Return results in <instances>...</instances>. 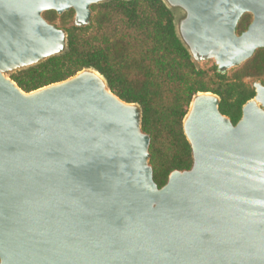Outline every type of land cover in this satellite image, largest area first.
I'll list each match as a JSON object with an SVG mask.
<instances>
[{
    "label": "water",
    "instance_id": "1",
    "mask_svg": "<svg viewBox=\"0 0 264 264\" xmlns=\"http://www.w3.org/2000/svg\"><path fill=\"white\" fill-rule=\"evenodd\" d=\"M109 1L0 0V264H264L261 82L236 124L218 94L193 96L192 166L159 187L141 105L95 68L31 92L5 76L68 50L46 12L86 27ZM162 1L194 63L226 72L264 48V0Z\"/></svg>",
    "mask_w": 264,
    "mask_h": 264
},
{
    "label": "trees",
    "instance_id": "2",
    "mask_svg": "<svg viewBox=\"0 0 264 264\" xmlns=\"http://www.w3.org/2000/svg\"><path fill=\"white\" fill-rule=\"evenodd\" d=\"M92 9L97 12L93 24L66 29L68 50L63 55L18 71L10 77L24 91L31 92L70 78L84 68H95L106 78L112 92L126 102L141 105L142 128L151 136L154 180L162 187L173 170H185L192 166L191 147L182 124L193 96L198 92L210 91L218 94L221 98V112L236 124L242 117L243 105L255 96V89L243 81L246 74L241 73L236 78L229 79L217 66V86L208 88L202 82L206 73L197 70L177 35L174 14L162 0H112L93 5ZM52 14L56 12H46L44 17L51 20ZM66 15L70 17L74 15V11L66 12ZM114 17L121 18L136 34L135 39L146 46L155 70L165 78L174 92L175 103L170 114L157 109L147 94L133 88L129 82L127 67L122 64V57L118 58L113 49L114 43L110 41L113 33L111 21ZM95 27L101 35L92 40L81 37L82 32ZM162 140L168 142L167 152L161 148Z\"/></svg>",
    "mask_w": 264,
    "mask_h": 264
},
{
    "label": "rangeland",
    "instance_id": "3",
    "mask_svg": "<svg viewBox=\"0 0 264 264\" xmlns=\"http://www.w3.org/2000/svg\"><path fill=\"white\" fill-rule=\"evenodd\" d=\"M96 14L97 12L93 13L92 24ZM252 19L251 14H244L238 24V32L246 29L247 24H250ZM48 21L59 28L68 29L74 26V15L69 17L66 13L63 15L56 13L52 14L51 20ZM111 23L113 24V33L110 41L114 43L113 49L118 58L120 59L121 56L122 64L127 67L128 79L132 83V87L147 94L151 103L164 114H170V110L175 103L174 92L171 91L165 78L155 70L146 46L135 39L136 34L127 27L121 18L114 17ZM98 35H101V33L96 27L81 33V37L85 40H92ZM195 63L197 70L206 73L202 82L210 89L215 88L218 82L215 72L216 62L209 59ZM225 73L229 79L236 78L241 73L246 74L243 81L251 88H254L256 82H261L264 85V48L258 49L248 61ZM5 76L11 78L9 73H5ZM161 148L165 152L168 151L166 140H162Z\"/></svg>",
    "mask_w": 264,
    "mask_h": 264
},
{
    "label": "flooded vegetation",
    "instance_id": "4",
    "mask_svg": "<svg viewBox=\"0 0 264 264\" xmlns=\"http://www.w3.org/2000/svg\"><path fill=\"white\" fill-rule=\"evenodd\" d=\"M249 25H250V24L247 25V28H248ZM247 28H246V29H247ZM246 29H245V30H246ZM245 30H244V31H245ZM241 33H242V32H241Z\"/></svg>",
    "mask_w": 264,
    "mask_h": 264
}]
</instances>
